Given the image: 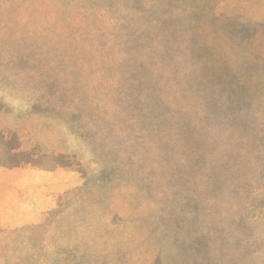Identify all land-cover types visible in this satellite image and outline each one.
<instances>
[{
  "label": "rangeland",
  "instance_id": "rangeland-1",
  "mask_svg": "<svg viewBox=\"0 0 264 264\" xmlns=\"http://www.w3.org/2000/svg\"><path fill=\"white\" fill-rule=\"evenodd\" d=\"M260 157L264 0H0V264H264Z\"/></svg>",
  "mask_w": 264,
  "mask_h": 264
},
{
  "label": "crops",
  "instance_id": "crops-1",
  "mask_svg": "<svg viewBox=\"0 0 264 264\" xmlns=\"http://www.w3.org/2000/svg\"><path fill=\"white\" fill-rule=\"evenodd\" d=\"M36 176L38 178V182L31 184V186H34L35 188L32 189V193L34 194L35 201L38 200V198L41 200L37 202V204H34L32 217L30 220L25 222L39 221L55 206L56 199L61 195V193L72 186V184L67 186V183H69L66 180L68 173L62 169L43 172L42 174H37ZM23 223L16 225H21Z\"/></svg>",
  "mask_w": 264,
  "mask_h": 264
},
{
  "label": "trees",
  "instance_id": "trees-1",
  "mask_svg": "<svg viewBox=\"0 0 264 264\" xmlns=\"http://www.w3.org/2000/svg\"><path fill=\"white\" fill-rule=\"evenodd\" d=\"M259 159H261V163L260 164H262V167H264V157L263 158H259Z\"/></svg>",
  "mask_w": 264,
  "mask_h": 264
}]
</instances>
